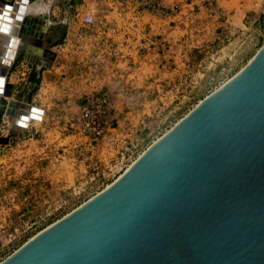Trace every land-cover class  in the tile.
I'll use <instances>...</instances> for the list:
<instances>
[{
  "label": "water",
  "instance_id": "1",
  "mask_svg": "<svg viewBox=\"0 0 264 264\" xmlns=\"http://www.w3.org/2000/svg\"><path fill=\"white\" fill-rule=\"evenodd\" d=\"M29 1L11 17L12 1L0 0V73L20 56L13 48ZM44 34L48 60L34 63L51 67ZM24 108L0 145L40 113ZM0 264H264V44L112 184Z\"/></svg>",
  "mask_w": 264,
  "mask_h": 264
},
{
  "label": "rangeland",
  "instance_id": "2",
  "mask_svg": "<svg viewBox=\"0 0 264 264\" xmlns=\"http://www.w3.org/2000/svg\"><path fill=\"white\" fill-rule=\"evenodd\" d=\"M52 1L36 0L29 9L28 16L42 20L45 15L49 16L48 23L44 22L47 31L46 48L51 51L50 49L56 46L57 51L61 54L60 63L65 66L55 74L44 67L37 69V67L25 65L18 68L24 59V54H21L14 65L6 71L8 82L14 86L13 95H10L9 98L13 100V113H16L21 106L16 100L24 104L36 105L33 108L40 113L36 114L37 118H34L35 121L31 123V128H38L39 131L37 134L33 133V135L20 133L19 137L11 139L9 146L0 145V193L3 192L2 199L7 202L6 207L11 210L5 213L0 207V218H3L2 214L10 216L14 226L17 225L18 227H22L26 223L31 225L37 222L38 225L34 228V235L37 231L40 232L60 220L87 202L95 192H101L107 184L110 185L115 181L107 178L108 169L101 167V162L97 157L91 158V152L88 154L86 165L82 163V173L87 176L80 181L78 179L81 172L79 173L80 170L74 165V161L64 160L61 167L58 168L60 169L59 172H54L57 166H49L53 156L49 152L50 146H52L51 142L57 140L55 142L56 146L62 149L70 140L76 139L73 137L69 140L60 141L64 131L78 134L70 130L67 125L64 126L65 121H61V119H59V126L61 129L64 127L65 130L61 132L62 130L57 129L59 133L56 135L51 134L50 129L57 126V117L61 114H57V110L61 105H66L68 110L72 108L69 111L70 116H76L77 114L74 113L77 112V107L80 106L81 109L87 96L101 92L102 88L101 84L96 85L94 83L90 85L94 80L87 82L89 76L87 78L85 74L86 65L93 70L97 66L101 68V65L93 60L96 55L95 49L92 51V48L96 47V44L91 36L95 32L93 30L86 31L85 29L81 31L77 28L78 25L75 24L86 13L93 14L95 20L98 21L101 15L110 13L113 0H68L65 4L62 2L56 5L55 9L51 7L50 2ZM118 1L123 3L127 0ZM164 1L169 6L180 4L184 9V15L194 14L191 12L192 8L188 7L191 0ZM215 5L224 16L221 15L220 18H216L210 32H205V34H200V37L195 38L191 36L190 30L194 28L193 26L196 28L197 24L188 23L186 25L187 31H184L182 46L185 52L191 50L192 53H189V57L184 59L183 74L177 76L176 83L167 90V92L171 91L169 93L171 99L166 101L169 103H163V101L157 99V102L150 105L151 112L154 109L158 114L151 115L144 120L141 126H138V130L134 135L125 140L122 149L118 151L115 148L116 151L112 152L111 158L105 156L104 160H106L108 166L111 165L112 160L119 153L126 150L129 153L134 151L135 155L140 152L142 154L143 150H146L153 141L169 131L182 116L187 115L188 111L198 104V101H202L206 98V95H210V91L219 87L223 78L226 77L225 74H230L229 76L232 78L243 69L264 44V0H217ZM143 11L145 9L141 6L140 12ZM256 19L257 21L253 25L249 24ZM246 22H248V25L244 26ZM145 23H148V19H144V23H139L142 32H148ZM40 27L41 23L34 30L35 36L39 33ZM202 29L207 30L206 27H202ZM53 35H55V39ZM92 41L94 43H91ZM143 43L145 47L143 46L141 49V45L136 44L135 63H130V66H135V69L143 64L140 58L143 53L147 54L150 44L149 37L146 36ZM160 47L161 45L152 44V49L155 52L152 56V62L157 67L161 62L160 56L163 52ZM87 57L90 59H87ZM76 70L79 73L74 77L76 84L73 83L72 87L69 88L64 85L55 87L51 84L55 78H59L63 82L65 78L69 77L70 71ZM151 70L153 75L151 81H153L156 79V77L154 78L156 75L155 68L152 67ZM0 77L6 80V76L2 71ZM132 78L142 79L139 78L138 71ZM158 79H160L159 75ZM81 81H83V85L80 83ZM87 83H89V86ZM5 85L7 86V81H5ZM2 86H0V90H3L4 86ZM159 92L160 94L165 93L164 91ZM0 99V111L2 112L0 122H2L10 100L7 97ZM22 108H24V105ZM43 108L51 111V118H44L45 110ZM71 117L67 119L66 124ZM31 120L29 119L26 122L28 127ZM3 126V134L6 135L8 123H4ZM118 157L120 158V155ZM53 174L57 175L51 178ZM61 179H65L66 183L64 187L61 185L62 188L61 186L59 188L56 185H60L58 182ZM13 190H17L19 195H11L10 197L7 192ZM19 247L10 248L4 256L7 258Z\"/></svg>",
  "mask_w": 264,
  "mask_h": 264
},
{
  "label": "crops",
  "instance_id": "3",
  "mask_svg": "<svg viewBox=\"0 0 264 264\" xmlns=\"http://www.w3.org/2000/svg\"><path fill=\"white\" fill-rule=\"evenodd\" d=\"M9 1H12L13 4V8L10 12L12 15H15V8L17 4H19V0ZM66 1L68 0H53L52 2H50V4L51 7H54L55 9L56 5H59L62 2H64L65 4ZM207 1L208 0H191V2L188 3V7L193 8L194 5H204ZM164 2L166 3V1ZM167 5L169 6V4ZM140 7V0H127L123 3H120V1L118 0H113L110 13L101 15L100 18H98V21H96V25L94 27L84 26L81 20L77 24H75L78 25L77 28L81 31L85 29L86 31L93 30L95 32V34L91 36V38H94L96 44V47L92 48V51L93 49H95L94 52L96 55V58L93 60H95L96 63H99V65H101V68L97 66L93 70L91 67H88L86 65L87 67L85 66V74L87 78L89 76L87 82L94 80L92 81V83H90V85L94 83H96V85L101 84V91L108 90L112 95L115 107L111 115V124L108 130V135L100 143L95 145L92 144L87 137L72 132H65L64 127L61 129V127L59 126V119H61V121H65L64 126H66L67 119L71 117L69 111H71L72 108L68 110L66 105L60 106L59 110H57L58 112H56L57 114H61L59 117H57V126L50 129V131H52L51 134L56 135L57 133H59L57 131L58 129L62 130L61 132L64 131V133H62L63 138L61 136L60 141L69 140L73 137L76 139L70 140L62 149H59L56 146L55 142L57 140H55V142H51L52 146H50L49 152H51L53 156L52 161H50L49 163V166H57L54 172L60 170L58 168L61 167V163H63L64 160H67L69 162L74 161V165L77 167V169L80 170L79 173L81 172L78 179V181H80L87 176L85 173H82V163L86 165L89 152H91L92 154L91 158H98L99 162H101V167L107 168L108 164H106V160H104V158H106L105 156L111 158L112 152L116 151L115 148H117L118 151L122 149V147L124 146L123 144L126 142L125 140L130 139L134 135V133L138 130V126H141L144 120H146L151 115L158 114V112L154 109L151 112V109H149L150 105L157 102V99H160L161 101H163V103H169L166 101H169L171 99V97L169 96V93H171V91L167 92V90L169 87H171V85L176 83V81L178 80L177 76L183 74L184 68H182V65H184V59H187V57H189V53H192L191 50L185 52L182 46L184 31H187L186 25L188 23H191L193 25L194 23L197 24L196 28L195 26H193L194 28L190 30V33L192 37L194 36L195 38H198L200 37V34L210 32V30H212L211 28L213 27V23L216 20V17L209 14L204 8L202 9L201 14H199L198 16L190 13L189 15L185 14L182 17H175L172 20H163L158 16L150 14L146 10L140 12ZM0 10L3 9H1L0 7ZM35 19L39 18L35 17ZM144 19H148V23H145L148 32H142L139 27V23H144ZM35 26L36 24H29L26 26L25 30L27 32H30L34 30ZM202 27H206L207 30L202 29ZM54 36L55 35H53V37ZM146 36L149 37V48L147 50V54L143 53V56L140 58L141 62L143 63L142 66H139L138 69H135V66L131 67L130 63H135L137 53V51L135 50L137 46L136 44L139 43L141 45L140 49L143 48V46L145 45L143 43V40ZM32 40L33 38L30 37V44L28 48L18 51L20 55L24 54L22 64L18 68H22V66L25 65H31L32 67H37V69H41L44 67L47 68L49 72L55 74L59 69L65 66L61 65L60 63L61 54L59 53V51H57L56 46L50 49L51 52H53L55 55V59L51 67H47L44 65H35L34 60L38 61L37 57L35 56L36 51H32L31 49L38 48L36 43H32ZM91 43L94 42L92 41ZM152 44H157L158 46L161 45L160 48L163 51L162 55L160 56L161 62L159 63L158 67L155 63L152 62V56L153 53H155L152 49ZM87 59L90 58L87 57ZM66 63H68V61H66ZM152 67L155 68L156 73V75L154 76V78L156 77V79H154L153 81H151V79L153 78L151 70ZM132 71L133 73H131ZM136 71H138L139 78L141 77L142 79L132 78L135 76ZM69 73V77L65 78L63 82H61L59 78H55L52 80L53 83H50L55 87L61 85L69 88L70 86L72 87L73 83L76 84V82L74 81V77L79 72L76 70L70 71ZM158 75L160 79H158ZM6 81L7 86L5 92L0 96V98L7 97L9 99L10 95H13V92H10L9 90V84L11 83L8 82L7 75ZM80 83H82L83 85V81H81ZM88 84L89 83H87V85ZM159 91H164L165 93L160 94ZM7 92H9L10 95ZM207 96L208 95H206L205 97ZM152 97L154 98L152 99ZM16 101L21 105L19 110L16 111V113H12V116L8 114L6 116L4 115L2 122H0V129L2 128L4 123H8V134L10 131V120L12 119V117L15 116L14 119L17 120V116L21 110H24L26 112L25 108H22L23 105L26 106V108L36 107V105L24 104L19 102L18 100ZM10 103L12 104L13 100H10ZM80 110V106L77 107V112H75L74 114L78 115L80 113ZM159 112L161 113V111ZM44 118H51L50 110H45ZM31 119L32 120L30 122V126L27 130L21 132V134H37L39 129L31 128V123L35 121L34 118ZM9 144H6L5 146H9ZM56 175L57 174H53L51 178H54ZM58 183L60 185L56 186L60 188L61 185L64 187L66 181L65 179H61Z\"/></svg>",
  "mask_w": 264,
  "mask_h": 264
},
{
  "label": "built area",
  "instance_id": "4",
  "mask_svg": "<svg viewBox=\"0 0 264 264\" xmlns=\"http://www.w3.org/2000/svg\"><path fill=\"white\" fill-rule=\"evenodd\" d=\"M215 3H217V0H208L204 5H194L191 12L194 13L193 15L198 16L201 14L202 9L204 8L209 14L218 19L221 17V15L224 16V14L218 11L217 5H215ZM141 6L150 14L158 16L163 20H172L175 17H182L184 15V9L180 4L168 6L164 0H142ZM256 21L257 19L252 20L249 24L253 25ZM81 22L87 27H94L96 25L94 15L90 13L82 15ZM246 25H248V22L244 23V26ZM229 75L230 74H225L226 77L223 78L219 87L215 88L213 91H210L209 94L213 93L227 81H229L231 79ZM199 102L200 101H198V103ZM195 106L196 105H194L192 109L195 108ZM114 107V100L108 90L89 94L81 106L80 113L77 116L71 118L66 125L70 130H73L79 135L87 137L92 144L96 145L108 135V130L111 124V115ZM192 109H190L188 112H190ZM3 128L4 126L1 128L0 137H6L8 135V129L7 134L4 135ZM144 151L145 149L143 152ZM140 154L141 152L138 155H135L134 151L129 153L128 150L124 151L123 153H119L120 158L118 155L112 160L111 165L107 167V178L109 180H116L117 177H120L122 173L129 169V167L137 160ZM107 186H109V184H107L106 187ZM98 192L99 191L95 192L92 197L98 194ZM2 193L3 192L0 193V207L5 213L10 212L11 210L6 207L8 205L7 202L2 199ZM7 194L11 197V195H19V192L17 190H13L12 192H7ZM2 216L3 218H0V262L6 258L4 255L7 254L6 252H8L10 248L21 246V244L26 243L39 233L37 231L35 235L33 234L35 230L34 228L38 225L37 222L32 223L31 225L26 223L25 225L23 224L24 226L18 227L17 225L14 226L10 216H5L3 214Z\"/></svg>",
  "mask_w": 264,
  "mask_h": 264
},
{
  "label": "bare ground",
  "instance_id": "5",
  "mask_svg": "<svg viewBox=\"0 0 264 264\" xmlns=\"http://www.w3.org/2000/svg\"><path fill=\"white\" fill-rule=\"evenodd\" d=\"M36 0H31L29 1L28 3H22L20 2V4L22 3L23 5H25V11L22 13V16H23V19L19 22V24L17 25V33H16V36H15V39L17 40V44L16 47H14L13 49L15 51H17V54L20 55L18 53L19 50H22V49H25V48H28L29 46V41H30V37L33 38V42L32 43H36L37 45V48L39 49H31L32 51H36L35 53V56L37 57V60L38 61H45L47 59L46 55H45V49H43V46L41 45L43 40H45V34L44 32H46L45 30V27L41 26L40 29H39V33L37 34V36H35L36 34L34 33V30L35 28L40 25V19H35V17L33 16H28V12H29V9L31 8L32 4L35 2ZM48 7V6H47ZM14 10V9H13ZM11 11V10H10ZM47 12V11H46ZM17 14V12H15ZM11 14V12H10ZM11 16H13L11 14ZM1 21V19H0ZM40 22V23H39ZM29 24H36V26L34 27V30L30 31V32H27L25 30L26 26L29 25ZM36 41V42H35ZM29 50V49H28ZM31 53V52H30ZM29 53V54H30ZM34 54V52H33ZM17 58H15V60L11 63L10 66H3L1 68V71L5 74L6 76V71L14 64V62L16 61ZM48 60V59H47ZM5 80V79H4ZM6 81V80H5ZM6 86V85H5ZM4 86V87H5ZM223 86V85H222ZM3 87V86H2ZM14 89V88H13ZM10 95V93H9ZM0 103H1V99H0ZM11 121V120H10ZM28 128V126H27ZM123 174V173H122ZM121 174V175H122ZM119 178V177H118ZM112 184V183H111ZM108 187V186H107Z\"/></svg>",
  "mask_w": 264,
  "mask_h": 264
},
{
  "label": "trees",
  "instance_id": "6",
  "mask_svg": "<svg viewBox=\"0 0 264 264\" xmlns=\"http://www.w3.org/2000/svg\"><path fill=\"white\" fill-rule=\"evenodd\" d=\"M0 114H1V116H2V112L0 111ZM1 118V117H0Z\"/></svg>",
  "mask_w": 264,
  "mask_h": 264
}]
</instances>
